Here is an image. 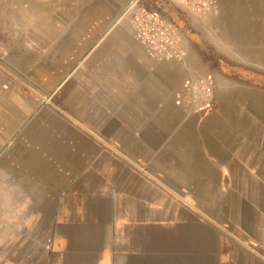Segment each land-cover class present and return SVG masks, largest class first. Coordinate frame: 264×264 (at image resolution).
Segmentation results:
<instances>
[{"label":"crops","instance_id":"1","mask_svg":"<svg viewBox=\"0 0 264 264\" xmlns=\"http://www.w3.org/2000/svg\"><path fill=\"white\" fill-rule=\"evenodd\" d=\"M43 2L3 0L4 12ZM128 2L77 0L45 52L28 47L26 21L8 23L0 264H264V82L203 59L215 109L177 107L202 73L198 43L183 65L157 63L118 22Z\"/></svg>","mask_w":264,"mask_h":264},{"label":"rangeland","instance_id":"2","mask_svg":"<svg viewBox=\"0 0 264 264\" xmlns=\"http://www.w3.org/2000/svg\"><path fill=\"white\" fill-rule=\"evenodd\" d=\"M50 1L45 0L43 2V12L36 11L35 8L34 10L28 8L27 13L17 12L10 15V13L4 12L7 6L1 0L0 73L6 74L2 58L4 53L5 55H15L18 52L19 23L21 25L24 21L27 23L26 34L29 37L28 40L31 41L28 47L35 49L36 45L37 49H39L41 46L43 52L50 51L52 47L51 35L65 36L67 28H58L56 20L59 19L60 23L66 26L68 10L74 4H77V0H60L59 5H53L52 12ZM157 5H163L169 15L163 14L158 10ZM139 6L155 10L171 22H173V19L178 21L189 30L194 40L197 41L198 45L195 42L193 48L198 50L196 59L199 65L202 64L200 68L202 73L194 78L187 79L181 85V88L190 81H197L203 78L209 79L215 87L214 72H209L208 69L206 71L203 68L207 66L206 63L215 64L223 72L225 71L232 75L250 77L253 80L264 82V0H129L128 4L124 6V12L118 17V22L132 27L130 14L135 7ZM57 14L59 15L58 18ZM64 14L66 18H62ZM70 19H73V14H71ZM13 20L18 22V26L15 28L12 25L9 27L8 24ZM181 31L183 30L181 29ZM21 35L23 36V33ZM184 35L187 38V42L193 44L192 37L189 38L186 34ZM39 36L43 38L42 44H40L41 39L38 38ZM34 37H37L36 40H34ZM199 45H202L203 49ZM203 59H205L206 63L203 62ZM40 62L45 63L46 60L43 58ZM47 64L48 67L51 66L50 61H47ZM177 64L183 65L185 63ZM177 92L174 93L175 104L187 112L207 114L216 107L215 101V105L211 110L193 111L190 108L178 105L176 100ZM38 95L39 100L47 99L44 95ZM63 100L64 96L57 101L62 104Z\"/></svg>","mask_w":264,"mask_h":264},{"label":"built area","instance_id":"3","mask_svg":"<svg viewBox=\"0 0 264 264\" xmlns=\"http://www.w3.org/2000/svg\"><path fill=\"white\" fill-rule=\"evenodd\" d=\"M130 21L136 41L154 61L186 62L187 38L175 23L143 6L133 9ZM176 100L196 112L211 110L216 101L214 84L206 78L190 81L177 92Z\"/></svg>","mask_w":264,"mask_h":264},{"label":"water","instance_id":"4","mask_svg":"<svg viewBox=\"0 0 264 264\" xmlns=\"http://www.w3.org/2000/svg\"><path fill=\"white\" fill-rule=\"evenodd\" d=\"M157 7H158V10H160L163 14H166V15H169L168 14V11L164 8V6L162 5H157ZM178 27H180L182 30H183V32L186 34V36L187 37H189V38H191L192 37V35H191V33L189 32V30L185 27V26H183L182 24H180L178 21H176V20H172ZM199 47L201 48V49H203V46L202 45H199Z\"/></svg>","mask_w":264,"mask_h":264},{"label":"trees","instance_id":"5","mask_svg":"<svg viewBox=\"0 0 264 264\" xmlns=\"http://www.w3.org/2000/svg\"><path fill=\"white\" fill-rule=\"evenodd\" d=\"M213 65V67L215 68V69H218L219 70V66H217V65H215V64H212Z\"/></svg>","mask_w":264,"mask_h":264}]
</instances>
